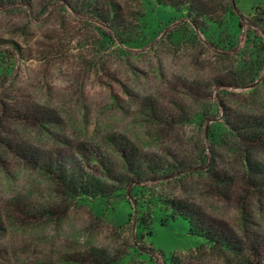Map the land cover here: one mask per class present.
<instances>
[{"label": "rangeland", "instance_id": "1", "mask_svg": "<svg viewBox=\"0 0 264 264\" xmlns=\"http://www.w3.org/2000/svg\"><path fill=\"white\" fill-rule=\"evenodd\" d=\"M231 1L236 16L226 14L201 29L180 10L149 0L121 2V19L103 25L55 7L42 15L25 7L0 10V50L12 51L8 41L17 50L13 66L0 68V96L5 98L0 101V134L27 132L45 144L48 140L31 125L3 118L1 112L7 103L48 102L61 109L62 129L78 141L105 130L138 135L126 111L132 100L164 98L201 82L205 91L189 103L188 120L162 134V144L184 153L190 170L157 183L154 198L197 204L212 222L259 241L264 238V182L256 167L264 165V147L218 128L204 133L227 114L254 105L264 109V0ZM221 69H231L236 81L215 78ZM7 167L9 173L0 175V194L29 187V181L40 194L34 175L12 163ZM210 169L212 176L201 174ZM141 217L125 199L112 210L99 201L81 203L56 224L0 231V264H95L91 260L102 258H91L88 249L96 246L116 250L111 264H170L171 258L186 264H235L229 252L190 236L186 223L170 220L161 205L156 204L150 219Z\"/></svg>", "mask_w": 264, "mask_h": 264}, {"label": "trees", "instance_id": "2", "mask_svg": "<svg viewBox=\"0 0 264 264\" xmlns=\"http://www.w3.org/2000/svg\"><path fill=\"white\" fill-rule=\"evenodd\" d=\"M144 1L0 0V10L9 12L25 7L42 15L55 7L64 14L82 15L103 25L121 19V2L140 5ZM149 1L159 7L180 10L198 29L203 23L221 22L226 14L236 16L231 0ZM130 12L135 13L132 9ZM7 44L12 51L0 50V68L9 70L17 50L11 41ZM233 73L231 69H221L215 78L236 81ZM194 82L164 98L145 95L142 100H132L126 111L128 119L139 127L138 135L124 130H105L94 139L83 141L74 138L72 131L62 129L64 117L56 105L6 102L1 112L3 118L31 125L37 135L48 141L42 144L37 136L31 138L27 132L0 134V175L4 177L9 173L7 165L12 163L17 166L16 170L34 175L37 186L42 187L38 194L31 187L33 181H29L25 183L29 187L23 185L17 192L0 194V231L56 224L71 208L85 202L99 201L106 210H112L118 201L125 199L137 214L142 213L144 217L140 221L150 219L156 204L161 205L170 220L186 223L190 236L202 240L211 249L229 252L235 264H264L263 237L259 241L248 239L229 226L212 222L203 207L189 201L154 198L153 188L157 183L190 170L184 153L171 144H162V134L174 124L188 120L185 112L189 103L196 93L205 91L201 82ZM4 100V96H0V101ZM214 128L250 146L264 147V109L258 105L225 115L223 121L211 124L204 133ZM256 169L258 178L264 182V165ZM201 174L212 176V169ZM88 253L91 258H102L91 260L95 264H111L117 252L114 249L104 252L96 246L90 247ZM169 260L170 264H186L176 258Z\"/></svg>", "mask_w": 264, "mask_h": 264}]
</instances>
